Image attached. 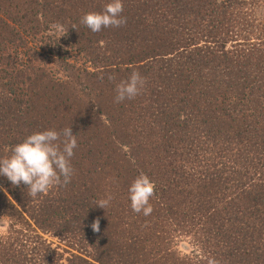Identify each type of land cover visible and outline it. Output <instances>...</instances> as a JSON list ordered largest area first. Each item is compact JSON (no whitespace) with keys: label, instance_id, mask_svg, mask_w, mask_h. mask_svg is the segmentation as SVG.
Returning <instances> with one entry per match:
<instances>
[{"label":"trees","instance_id":"trees-1","mask_svg":"<svg viewBox=\"0 0 264 264\" xmlns=\"http://www.w3.org/2000/svg\"><path fill=\"white\" fill-rule=\"evenodd\" d=\"M108 2L0 0V158L35 131L77 139L66 186L0 176V264H264V0H122L124 25L79 23ZM132 71L144 88L114 102ZM140 172L149 216L128 199Z\"/></svg>","mask_w":264,"mask_h":264},{"label":"clouds","instance_id":"clouds-1","mask_svg":"<svg viewBox=\"0 0 264 264\" xmlns=\"http://www.w3.org/2000/svg\"><path fill=\"white\" fill-rule=\"evenodd\" d=\"M122 12V0H110L103 6L102 11L84 13L79 23L94 33L101 31L102 28L120 27L126 23ZM52 28L63 33L62 35L66 33L59 24H53ZM145 83L146 79L138 71H132L127 79L116 84L114 102L134 99L141 93ZM76 147L77 139L71 127L59 131L55 129L35 131L21 142L12 145L9 155L0 158V176L6 177L13 186L26 185L28 195L35 198L53 186H66L70 183L74 171L70 160ZM154 194V182L145 173L140 172L128 187L131 210L149 216L153 211L149 201ZM112 199V195L108 194L107 198L94 203L105 209ZM91 229L93 232L100 231L99 218L92 222ZM209 264L217 262L210 260Z\"/></svg>","mask_w":264,"mask_h":264},{"label":"rangeland","instance_id":"rangeland-1","mask_svg":"<svg viewBox=\"0 0 264 264\" xmlns=\"http://www.w3.org/2000/svg\"><path fill=\"white\" fill-rule=\"evenodd\" d=\"M258 14L261 18H264V7L258 9ZM8 218L0 215V235L6 234L8 230ZM39 235L48 243L50 246L55 249L63 259L67 258L71 255V253L75 252L71 249L66 242L61 241L57 236L52 233H43L38 230ZM179 246L185 251H189L192 248L191 243L188 238H180Z\"/></svg>","mask_w":264,"mask_h":264}]
</instances>
